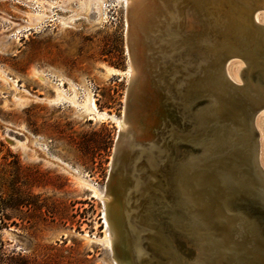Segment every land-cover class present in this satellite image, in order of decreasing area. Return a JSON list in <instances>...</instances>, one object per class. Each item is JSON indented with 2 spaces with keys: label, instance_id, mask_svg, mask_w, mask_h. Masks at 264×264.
Wrapping results in <instances>:
<instances>
[{
  "label": "water",
  "instance_id": "obj_1",
  "mask_svg": "<svg viewBox=\"0 0 264 264\" xmlns=\"http://www.w3.org/2000/svg\"><path fill=\"white\" fill-rule=\"evenodd\" d=\"M185 7L193 9L197 29L177 20ZM262 10L264 0H145L126 9L133 74L126 127L117 133L103 197L116 264H230L234 254L224 248L264 260V243L251 223L226 208L227 199L212 187L213 171L239 172L259 196L250 199V214L264 224L255 126L264 111V23L256 20ZM235 60L245 63L239 84L226 71ZM147 97L151 102L139 116L137 104ZM208 136L214 141H202ZM185 196L197 200L193 212L213 247L176 206Z\"/></svg>",
  "mask_w": 264,
  "mask_h": 264
},
{
  "label": "rangeland",
  "instance_id": "obj_2",
  "mask_svg": "<svg viewBox=\"0 0 264 264\" xmlns=\"http://www.w3.org/2000/svg\"><path fill=\"white\" fill-rule=\"evenodd\" d=\"M125 8L0 0V264H116L103 197L129 81ZM256 127L264 170V116Z\"/></svg>",
  "mask_w": 264,
  "mask_h": 264
},
{
  "label": "bare ground",
  "instance_id": "obj_3",
  "mask_svg": "<svg viewBox=\"0 0 264 264\" xmlns=\"http://www.w3.org/2000/svg\"><path fill=\"white\" fill-rule=\"evenodd\" d=\"M132 2H133V5L135 6V5L143 4L145 2V0H125V4H126L125 9H128L130 3H132ZM192 10L193 9L190 7H185L183 9L182 14L177 17V20L182 18L184 27L186 29H192V28L197 29L199 26L196 15L194 14V12ZM138 13H139V16L142 15V13L140 11ZM167 16H168V13L165 12L162 15V18L167 17ZM260 18H263L262 15ZM256 20L260 21L258 16L256 17ZM234 62H236V61H234ZM234 62H233V64L240 65V64H238L239 61L237 63H234ZM239 63H243V66L238 71L239 75H241L242 74L241 71L245 68V63L243 61L239 62ZM230 67L231 66H229V69H230ZM107 71H111L114 74L120 73L119 71L111 69V68H107ZM238 72H236V76L234 75L233 78L229 75V71L227 72V75L232 81L239 84L240 78L238 79V76H239ZM126 73L130 77L133 74L132 69L130 67H128V69L126 70ZM243 73H244V79L245 78L248 79V76L250 74V69L245 70ZM211 98L208 97L209 100ZM212 99H211V102L213 104H215V102H213ZM261 115L257 116L256 121H255V126H256L257 120L260 119ZM116 121L119 124V130H122L126 127V124L124 123V121L122 119H119ZM224 136H226V133L224 134ZM202 141L212 142V141H214V136H208V137L202 139ZM259 152H260V150H259ZM259 156H260V153H259ZM260 162H261V157H260ZM260 165H261V163H260ZM236 167H238V165H236ZM236 167H234V168L231 167V168L236 169ZM239 174H240L239 172L238 173H231V172H227L225 170L213 171V181H214V186H212L213 190L219 192L221 194L222 199H227V201H226L227 206L225 205V203H222L221 201H217V202L221 206H224V207L226 206V208L229 207L230 210H232L234 213L241 216V218L244 219L246 224L249 225L251 223V229L254 232L255 236L257 238H259L262 243H264V224L260 220L255 219V217L250 214V208L248 207V205L250 204V199H252V200L253 199L254 200L259 199V196L256 194L253 186H251V188H250V183L248 182V180L244 181L242 176H239ZM103 200H104V198H103ZM185 200L187 201V203H189L191 205V213L188 212L187 209L185 208V204H184ZM185 200L179 201L176 204V206L179 207L184 212V214L186 215V219L192 225H196V226L198 225L199 226V230L202 231L200 233L203 235L206 243L208 244L207 246L213 247V242H212L211 236L208 233V231L205 229L204 223L201 221V219L199 217L196 216V213L193 212L194 209L198 208L199 204H198L197 200H194V199L188 200L186 196H185ZM260 202H262L264 204V201L262 199H260ZM103 217H104V212H103ZM104 224H105L106 229H107V225H106L105 221H104ZM107 231H108V229H107ZM106 238H107L108 243L110 245V236L108 233H106ZM224 249H225V251H229L231 254H234V255L230 254L232 257L230 264H264V260H260V259H257L256 257L251 256L250 252L244 251V252H240V253L235 254V253H233L234 251L231 249H228V248H224ZM260 252H263V254H264V251H260ZM228 264H229V262H228Z\"/></svg>",
  "mask_w": 264,
  "mask_h": 264
}]
</instances>
